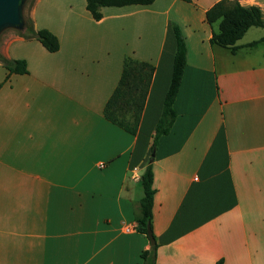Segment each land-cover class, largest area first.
Instances as JSON below:
<instances>
[{
    "label": "crops",
    "instance_id": "obj_1",
    "mask_svg": "<svg viewBox=\"0 0 264 264\" xmlns=\"http://www.w3.org/2000/svg\"><path fill=\"white\" fill-rule=\"evenodd\" d=\"M219 1L138 6L142 29L132 55L121 46L120 15L106 11L112 7L95 21L88 11L55 14L66 0H36L33 27L58 37L56 53L26 30L7 34L0 43V264H146L142 254L154 246L149 264H264V28H250L235 54L212 44L218 24L209 25L206 12ZM238 1L264 16V0ZM155 16L152 46L144 33ZM172 25L186 43V68L176 118L153 147L171 83ZM126 57L154 67L135 135L104 116ZM17 60L27 74L4 65ZM149 165L153 246L138 230Z\"/></svg>",
    "mask_w": 264,
    "mask_h": 264
},
{
    "label": "trees",
    "instance_id": "obj_2",
    "mask_svg": "<svg viewBox=\"0 0 264 264\" xmlns=\"http://www.w3.org/2000/svg\"><path fill=\"white\" fill-rule=\"evenodd\" d=\"M156 0H86V9L95 21L103 18L104 7H126V6H149ZM191 2V0H184ZM206 22L213 26L218 24V31L214 32L211 43L229 49L236 53L239 49L238 42L252 27L264 28V16L258 6H243L238 0H221L206 12ZM169 36L175 43V54L172 65V76L169 90L164 101V110L156 127L154 146L157 145L159 137L169 132L176 113L173 109L178 91L181 86L182 77L186 68L187 48L182 32L177 25L169 28ZM26 37L37 39L50 53L60 50V42L56 35L46 29L35 30L33 22L26 24ZM263 40V39H262ZM259 41L253 42V46ZM5 67L10 74H27V64L23 60L4 61ZM154 67L148 63L140 62L132 57L124 60L123 73L118 86L108 100L104 116L111 123L135 135L139 126L142 112L145 108ZM142 186L144 197L140 202L142 218L138 221V230L147 235V227L152 223L154 196V172L149 165L142 175ZM148 236V235H147ZM145 251L142 257L147 264L149 256L154 253ZM149 264V263H148ZM217 264H223L220 261Z\"/></svg>",
    "mask_w": 264,
    "mask_h": 264
},
{
    "label": "rangeland",
    "instance_id": "obj_3",
    "mask_svg": "<svg viewBox=\"0 0 264 264\" xmlns=\"http://www.w3.org/2000/svg\"><path fill=\"white\" fill-rule=\"evenodd\" d=\"M36 0H25L22 6V16L24 24L30 25L31 24V14L33 10V6ZM136 9H144L143 7L138 6H127L122 8H106V11H116L120 16L116 18L115 26L121 33V46L125 52H128L129 55H132L134 52V44H139V31L142 29L141 23H139L138 28V21L134 18V10ZM87 11L86 9V0H66L65 4L58 5V7L54 10L55 14H63L66 12L78 15L82 12ZM192 11H195L193 8ZM155 20L147 28L145 35V42L149 40L152 42V46L157 42L158 39V31L160 27V17L155 16ZM53 18L47 19V23L49 26L53 27ZM153 24V25H152ZM152 25V26H151ZM218 26V25H217ZM16 30L14 29H7L0 34V43L4 40L7 34L15 33Z\"/></svg>",
    "mask_w": 264,
    "mask_h": 264
},
{
    "label": "water",
    "instance_id": "obj_4",
    "mask_svg": "<svg viewBox=\"0 0 264 264\" xmlns=\"http://www.w3.org/2000/svg\"><path fill=\"white\" fill-rule=\"evenodd\" d=\"M25 0H0V34L7 29L25 31L26 25L23 21L22 6ZM147 235L151 245L156 241L151 225L147 227Z\"/></svg>",
    "mask_w": 264,
    "mask_h": 264
},
{
    "label": "built area",
    "instance_id": "obj_5",
    "mask_svg": "<svg viewBox=\"0 0 264 264\" xmlns=\"http://www.w3.org/2000/svg\"><path fill=\"white\" fill-rule=\"evenodd\" d=\"M102 166H103V165H101V167H102ZM127 231L130 232V229L128 228Z\"/></svg>",
    "mask_w": 264,
    "mask_h": 264
}]
</instances>
